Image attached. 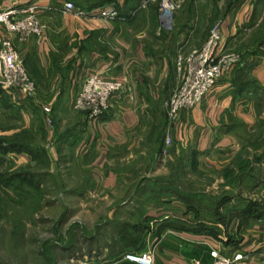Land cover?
I'll list each match as a JSON object with an SVG mask.
<instances>
[{"label": "crops", "instance_id": "crops-1", "mask_svg": "<svg viewBox=\"0 0 264 264\" xmlns=\"http://www.w3.org/2000/svg\"><path fill=\"white\" fill-rule=\"evenodd\" d=\"M103 1L107 0H84V3L77 0H0V10L36 4L42 22L47 25L42 37H31L24 42L15 40L36 89L32 96H23L0 87V113L11 114V129L4 127L0 135L9 138L7 142L11 145L21 143L37 151L39 148H34L30 140L21 142L18 137L35 133L32 118L36 111L45 112L47 121L44 108L48 105L46 108L50 106L58 111L60 107L65 113L62 124L56 117L55 132L45 130L48 144L44 150L49 159L57 161L60 152L67 148L66 144L71 143L75 130L83 128L86 137L79 144L83 155L89 156L95 166L104 168V175L112 178L128 176L127 167L139 158L136 154L139 147L154 142L159 131L163 141L169 133L172 147L188 149L204 168L227 164L241 141L249 138L255 127L264 122V59L250 62L248 67L235 68L204 101L182 110L177 124L166 125L167 110L163 102L179 83L176 63L185 45L179 47L180 40L176 41L174 34L161 33L160 27L170 30L167 25L153 29L135 27L131 33L126 23L131 21L128 18L115 21L100 18ZM135 1L114 0L111 4L121 7L125 15H134L140 10ZM66 2L94 14L91 17L65 14L62 9ZM243 18L237 17L233 26L224 27L220 52L226 50L228 37L238 35L240 25H244ZM160 19L163 22L162 14ZM92 74L109 76L127 87L126 93L113 99L106 113L95 119L74 114L72 110L76 89ZM46 96L52 97L49 103ZM117 153L118 169L112 164ZM7 155L6 159H15L22 166L32 159L25 150H11ZM141 188V184L133 182L126 191L134 197ZM173 203L175 210L165 219H159L157 224L160 234L166 237L156 244L155 264L208 263L215 248L228 256L238 250L248 253L249 259L241 264H264V208L262 210L260 205V215L249 210L244 216L237 211L231 225L225 227L213 220L219 219L217 217H195L182 211L181 203ZM177 207L180 209L176 210Z\"/></svg>", "mask_w": 264, "mask_h": 264}, {"label": "rangeland", "instance_id": "rangeland-1", "mask_svg": "<svg viewBox=\"0 0 264 264\" xmlns=\"http://www.w3.org/2000/svg\"><path fill=\"white\" fill-rule=\"evenodd\" d=\"M144 1L136 0L140 10L128 17L131 21L126 23L131 33L135 27L153 29L167 25L170 30L160 27L161 33L174 34L176 41L180 40L179 47L185 45L181 49L185 56L201 48L215 26L219 25L223 34L224 27L233 26L237 17H244L238 35L225 41L224 52L239 55L240 61L230 73L264 59V0H175L179 7L173 10L170 21L164 18L163 22L161 0H150L141 8ZM181 82L179 77L174 89ZM51 99L45 98L48 103ZM73 102V113L86 115L74 109ZM49 108L47 121L45 112L33 113L35 133L19 136V141L30 140L34 148L44 149L48 144L45 130L55 132L56 117L61 124L65 118L60 107L58 111ZM7 115L0 113V130L11 129V114ZM167 135L163 141L159 131L154 142L139 147V158L128 165L126 177L104 175V168L95 166L89 156L83 155L79 145L86 137L83 128L75 130L71 143L66 144L57 161L45 154L31 157L23 166L15 159L0 160V175L11 178L7 192L0 188V264H135L125 260V255L157 249L156 244L166 237L160 234L157 224L175 210L174 201L181 203L182 211L195 217L216 218L215 210L219 209L220 218L213 220L225 227L231 225L239 209L251 203L263 210L264 122L241 141L227 164L214 169L202 167L198 157L184 147L173 148L171 144L165 155ZM8 140L0 135L3 147L8 146ZM118 156L119 153L117 160L112 161L117 169ZM133 182L142 186L134 197L126 191ZM191 200L192 209L188 207Z\"/></svg>", "mask_w": 264, "mask_h": 264}, {"label": "built area", "instance_id": "built-area-1", "mask_svg": "<svg viewBox=\"0 0 264 264\" xmlns=\"http://www.w3.org/2000/svg\"><path fill=\"white\" fill-rule=\"evenodd\" d=\"M150 0L142 3L145 8ZM160 10L163 19L173 13L179 3L175 0H161ZM65 14L78 17H91L94 13L77 7L72 2H66L62 9ZM100 18L114 21L120 18V13L114 4L105 5L100 9ZM169 21V20H167ZM47 30L42 22L40 9L36 4L23 8L0 10V87L11 90L19 95H32L35 84L28 74L25 61L15 46V40L24 42L30 37H41ZM222 42L220 26L211 31L207 42L199 49H193L187 55L177 59V70L181 77V85L173 91L165 102L169 124L174 126L179 120L182 110L191 109L200 104L210 91L239 65V55L230 52H220ZM125 83L102 74H92L86 77L73 102L77 111L84 112L89 118H99L111 106V101L125 94ZM50 112V108L45 109ZM172 140L168 133L163 153L169 151ZM8 155L0 149V160ZM212 260L208 263L193 261L192 264H241L249 259V254L238 250L233 255H224L218 249H212ZM125 260L135 264H155V251L146 250L141 253H128Z\"/></svg>", "mask_w": 264, "mask_h": 264}, {"label": "trees", "instance_id": "trees-1", "mask_svg": "<svg viewBox=\"0 0 264 264\" xmlns=\"http://www.w3.org/2000/svg\"><path fill=\"white\" fill-rule=\"evenodd\" d=\"M114 0H107V1H103L101 2V5H110L111 3H113ZM138 4V3H137ZM137 7V6H136ZM117 9L119 10L120 13V18H128L129 16H131L130 14L125 15L122 13V9L121 7L117 6ZM0 149L5 153L8 154L9 152H11V150L17 151V152H22L23 150H25L26 152H28L29 154H31L33 159L39 158L41 154H45V150L44 149H38L37 151H34V149H30V147H24L21 145V143H15L12 144L8 143L7 147H3V144L0 143ZM46 155V154H45ZM3 162V161H1ZM11 187V178L5 177L4 175H0V188L5 190L7 192L8 188ZM189 208L192 209L194 206V201H190L189 202ZM193 205V206H192ZM218 208V207H217ZM249 210H252L255 214L260 215V210H259V205L257 204H250L249 206H247L244 209H239L238 212H241V214H243L244 216H246V214H248ZM259 212V213H258ZM215 215L216 217L220 218V213H219V209L215 210Z\"/></svg>", "mask_w": 264, "mask_h": 264}, {"label": "bare ground", "instance_id": "bare-ground-1", "mask_svg": "<svg viewBox=\"0 0 264 264\" xmlns=\"http://www.w3.org/2000/svg\"><path fill=\"white\" fill-rule=\"evenodd\" d=\"M166 17H167V20L170 21V19H171V14H168Z\"/></svg>", "mask_w": 264, "mask_h": 264}]
</instances>
